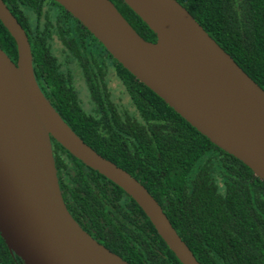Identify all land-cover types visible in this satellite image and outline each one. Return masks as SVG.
<instances>
[{
    "label": "trees",
    "instance_id": "obj_1",
    "mask_svg": "<svg viewBox=\"0 0 264 264\" xmlns=\"http://www.w3.org/2000/svg\"><path fill=\"white\" fill-rule=\"evenodd\" d=\"M136 33L153 32L110 0ZM264 90V0H176ZM24 29L42 92L85 144L128 172L160 205L199 264H264V182L137 81L53 0H4ZM0 49L17 61L0 22ZM74 220L130 264H181L117 185L52 141ZM0 264H23L0 237Z\"/></svg>",
    "mask_w": 264,
    "mask_h": 264
},
{
    "label": "water",
    "instance_id": "obj_2",
    "mask_svg": "<svg viewBox=\"0 0 264 264\" xmlns=\"http://www.w3.org/2000/svg\"><path fill=\"white\" fill-rule=\"evenodd\" d=\"M137 81L264 182V90L176 0H122L153 32L140 37L110 0H53ZM0 0L16 64L0 49V237L23 264H130L69 213L52 141L121 188L181 264H199L160 205L77 136L41 91L26 33Z\"/></svg>",
    "mask_w": 264,
    "mask_h": 264
},
{
    "label": "flooded vegetation",
    "instance_id": "obj_3",
    "mask_svg": "<svg viewBox=\"0 0 264 264\" xmlns=\"http://www.w3.org/2000/svg\"><path fill=\"white\" fill-rule=\"evenodd\" d=\"M12 62H13V61H12ZM16 62H17V61H15V62H13V63L16 64ZM35 78H36V77H35ZM36 81H37V79H36ZM37 83H38V85H39V87H40V89H41V91H42V87H41V85H40V81L38 80ZM43 94H44V93H43Z\"/></svg>",
    "mask_w": 264,
    "mask_h": 264
}]
</instances>
